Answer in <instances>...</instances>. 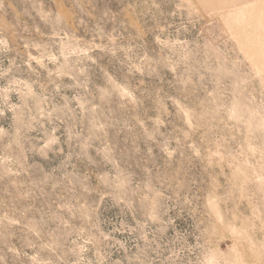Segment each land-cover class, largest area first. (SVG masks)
Masks as SVG:
<instances>
[{
    "label": "rangeland",
    "instance_id": "1",
    "mask_svg": "<svg viewBox=\"0 0 264 264\" xmlns=\"http://www.w3.org/2000/svg\"><path fill=\"white\" fill-rule=\"evenodd\" d=\"M0 264H264V0H0Z\"/></svg>",
    "mask_w": 264,
    "mask_h": 264
}]
</instances>
